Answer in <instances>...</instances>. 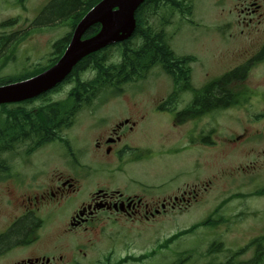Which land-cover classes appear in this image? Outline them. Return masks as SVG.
I'll return each mask as SVG.
<instances>
[{"label":"flooded vegetation","instance_id":"obj_1","mask_svg":"<svg viewBox=\"0 0 264 264\" xmlns=\"http://www.w3.org/2000/svg\"><path fill=\"white\" fill-rule=\"evenodd\" d=\"M20 1L7 6L27 9ZM226 3L216 0L197 49L172 46L184 57L158 65L165 77L140 78L165 88L108 87L89 57L50 90L1 106L0 264L139 263L146 253L130 252L131 240L154 239L158 219L198 207L214 190L217 177L203 173L219 148L248 144L264 153L256 144L264 142V84L250 85L264 80V0ZM14 44L9 59H48L47 68L67 48ZM112 101L122 102L118 117ZM223 115L241 132L224 136Z\"/></svg>","mask_w":264,"mask_h":264},{"label":"rangeland","instance_id":"obj_2","mask_svg":"<svg viewBox=\"0 0 264 264\" xmlns=\"http://www.w3.org/2000/svg\"><path fill=\"white\" fill-rule=\"evenodd\" d=\"M49 1L26 0L27 9H25L20 6H7L8 2H13V0H0V23L8 19H18V22L6 26L5 33L19 32L16 33L18 37L26 35L25 38L35 41L40 46H46L47 43L54 44L69 32V22L65 21L59 24L57 28L48 29L47 31H34L36 27H30L32 21L38 18L41 9ZM192 1L194 15L191 18L194 22L184 21L181 24L180 16L176 13L172 16L173 25L170 28L169 26L166 27L167 33L169 35L173 34L171 44L175 50L184 49V46H186L185 49H190V46L197 49L195 44L199 39L198 36L202 34L200 30L211 28L213 13L218 10L215 4L216 0ZM20 2L18 0V3ZM227 4H230V0H227L225 6ZM172 12L173 10L170 7L164 6L159 17L166 16L171 19ZM204 14L208 21L205 19ZM158 19L154 18L153 22L156 23ZM44 21L45 19L42 17L40 23ZM25 29L32 30L27 32ZM109 55L112 56V61H120L121 52L119 49L110 50ZM40 60L42 59H39L38 62ZM17 61L10 63L8 67H3L0 64L1 74L17 73L22 70V65L27 66L30 64L26 59L22 62H20V59H17ZM210 67L211 65H205L204 70ZM164 73L163 69L157 66L151 71L150 76L163 78L165 77ZM151 77L147 80L140 79L139 81L127 83L124 85V90L132 93L134 89L137 91L143 88L166 87L165 83L155 85V80L152 81ZM254 84L263 85L264 80L261 78L252 79L250 85ZM131 102L132 98H127V103L131 104ZM121 103V101H112L109 105V110L118 111L115 113L117 117L121 114ZM221 118L220 132L224 136H229L231 131L233 133L241 132L236 123L234 125L228 118H224V115ZM158 126H153L152 139L154 142L158 138ZM223 141L224 138L221 142ZM260 142L256 144L264 148V142L261 145ZM248 149V144H240L237 148L231 146V148L223 147L217 150L211 163L205 165L203 173L204 179L217 177L214 190L205 194L203 204L198 207L189 208L184 210L183 213L171 214L158 219L154 224V239L131 240L130 252L137 256L146 253L142 259L143 261L134 264H175L176 262H179V264H225L231 258L236 263L248 262L253 259L256 247H249V244L256 237L264 235V194L252 196L254 189H256L255 184L264 183V153L260 147L251 151H247ZM49 150L53 151L54 149L50 148ZM204 158L206 162L207 156L205 155ZM177 161L179 160L177 159ZM207 166L210 167V170ZM242 167H245L246 170H243ZM254 174L257 175L256 182H251L245 188L238 185L243 181L248 182L250 176ZM4 198L3 183L0 182V204ZM210 216L217 220L221 218L223 220L217 225L200 226L192 233L184 234L172 242L169 241L177 232L202 222ZM3 222L4 218L0 221V228L3 226ZM214 242L223 243L221 252L208 253L211 244ZM243 248H246L245 252L238 255L237 253ZM121 252L120 250L119 253Z\"/></svg>","mask_w":264,"mask_h":264},{"label":"trees","instance_id":"obj_3","mask_svg":"<svg viewBox=\"0 0 264 264\" xmlns=\"http://www.w3.org/2000/svg\"><path fill=\"white\" fill-rule=\"evenodd\" d=\"M99 1L100 0H51L41 12L36 24L40 23L42 17L45 19L42 24H59V20L69 19L71 27L74 29L83 16ZM164 6L179 10L183 14L191 13L193 8L192 3L188 0H145L135 13L137 26L133 36L118 45L121 49V60L119 62H112L106 65L105 61L107 62L109 57H107L105 49L92 53L81 61H85L87 58L91 57L101 68L100 71L105 74L107 84H114L116 86L117 84H123L135 78L144 77L147 72L157 64H161L165 61H167V63H172L170 62L171 57L179 61L182 58L174 55L167 40L168 37L166 36L165 30L162 28L157 31L153 25L154 23L150 21L152 15L156 14L158 10L164 8ZM165 18L163 25H169L171 22L170 19L167 17ZM17 20L18 19H8L0 23V64L3 67L6 66V63H4L5 61H2L5 52L10 47L11 50H14L16 46L14 42L24 38V36L18 37V35H16V33L19 32L5 33L6 31L4 29L6 26ZM100 27L101 25L99 23L92 25L86 31V36L96 34L100 30ZM70 35L71 33L56 42L54 46L59 50H63L69 41ZM47 65H39L32 71L24 70L16 75H2L0 72V85L28 78L43 71L48 67ZM262 192L264 193V190L261 191V193ZM215 223L216 222L211 218L196 223L190 228L179 231L173 235L169 241L172 242L184 234L192 233L200 226L214 225ZM251 244L256 247V253L253 259L248 262L235 263L233 258H231L225 264H264V235L257 237ZM222 247L223 243L214 242L211 244L208 253L221 252ZM241 252H243V250L239 251L237 254L240 255L239 253ZM175 264H179V262Z\"/></svg>","mask_w":264,"mask_h":264},{"label":"water","instance_id":"obj_4","mask_svg":"<svg viewBox=\"0 0 264 264\" xmlns=\"http://www.w3.org/2000/svg\"><path fill=\"white\" fill-rule=\"evenodd\" d=\"M143 1L101 0L77 24L70 44L58 62L30 79L0 86V104L38 96L61 82L83 57L128 39L136 27L135 11ZM95 23L101 24L100 31L83 39L87 29Z\"/></svg>","mask_w":264,"mask_h":264}]
</instances>
